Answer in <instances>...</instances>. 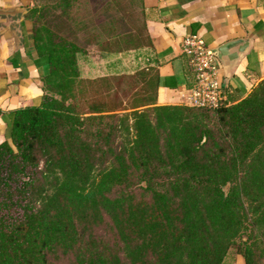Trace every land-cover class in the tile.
I'll return each instance as SVG.
<instances>
[{
	"label": "trees",
	"instance_id": "trees-1",
	"mask_svg": "<svg viewBox=\"0 0 264 264\" xmlns=\"http://www.w3.org/2000/svg\"><path fill=\"white\" fill-rule=\"evenodd\" d=\"M31 36L42 94L3 114L0 264H220L230 248L254 264L264 79L205 109L155 104L151 70L142 109L80 112L81 50L50 34L43 42L38 28Z\"/></svg>",
	"mask_w": 264,
	"mask_h": 264
},
{
	"label": "crops",
	"instance_id": "crops-1",
	"mask_svg": "<svg viewBox=\"0 0 264 264\" xmlns=\"http://www.w3.org/2000/svg\"><path fill=\"white\" fill-rule=\"evenodd\" d=\"M28 0H0V143L6 139L3 114L38 104L43 67L24 17ZM145 36L153 48L152 73L158 77L155 104H181L192 85L180 40L196 34L215 49L234 42L243 51L232 66L216 59L217 76L227 103L245 97L264 79V0H140ZM220 264H243L240 254Z\"/></svg>",
	"mask_w": 264,
	"mask_h": 264
},
{
	"label": "rangeland",
	"instance_id": "rangeland-1",
	"mask_svg": "<svg viewBox=\"0 0 264 264\" xmlns=\"http://www.w3.org/2000/svg\"><path fill=\"white\" fill-rule=\"evenodd\" d=\"M28 1L24 17L31 35L38 28L43 42L50 34L81 50L76 55L77 110L129 113L144 107L152 95L145 78L152 74L153 48L145 36L140 0ZM248 242L254 264H264V237L255 232ZM233 254L230 248L225 257Z\"/></svg>",
	"mask_w": 264,
	"mask_h": 264
},
{
	"label": "built area",
	"instance_id": "built-area-1",
	"mask_svg": "<svg viewBox=\"0 0 264 264\" xmlns=\"http://www.w3.org/2000/svg\"><path fill=\"white\" fill-rule=\"evenodd\" d=\"M180 51L192 74V85L180 105L214 109L227 104L219 85L213 49L200 36L187 34L180 40Z\"/></svg>",
	"mask_w": 264,
	"mask_h": 264
},
{
	"label": "water",
	"instance_id": "water-1",
	"mask_svg": "<svg viewBox=\"0 0 264 264\" xmlns=\"http://www.w3.org/2000/svg\"><path fill=\"white\" fill-rule=\"evenodd\" d=\"M12 13L11 10H3L0 9V14H8ZM234 42H225L223 44H220L215 49H213L214 56L216 59L224 61L226 60L228 63H226V66H232L237 57L241 54L243 51V48L241 46H237L235 50L232 49Z\"/></svg>",
	"mask_w": 264,
	"mask_h": 264
}]
</instances>
